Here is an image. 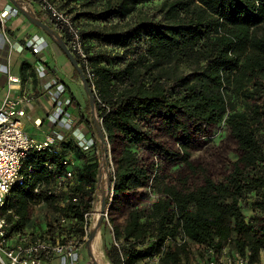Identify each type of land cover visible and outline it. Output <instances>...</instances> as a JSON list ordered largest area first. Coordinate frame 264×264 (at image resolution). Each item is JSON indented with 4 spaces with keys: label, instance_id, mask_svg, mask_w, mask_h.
<instances>
[{
    "label": "trees",
    "instance_id": "1",
    "mask_svg": "<svg viewBox=\"0 0 264 264\" xmlns=\"http://www.w3.org/2000/svg\"><path fill=\"white\" fill-rule=\"evenodd\" d=\"M52 1L78 25L94 74L88 77L64 27L47 18L85 74L103 130L112 193L101 237L109 264H188L224 246L259 261L264 0ZM86 108L75 123L93 143L84 149L71 135L32 152L24 185L13 187L1 210L10 231L24 234L33 224L27 236L85 244L102 150L88 99ZM218 126L224 142L216 145L209 141ZM67 156L72 177L59 185ZM38 205L48 214L41 227L32 215Z\"/></svg>",
    "mask_w": 264,
    "mask_h": 264
},
{
    "label": "built area",
    "instance_id": "2",
    "mask_svg": "<svg viewBox=\"0 0 264 264\" xmlns=\"http://www.w3.org/2000/svg\"><path fill=\"white\" fill-rule=\"evenodd\" d=\"M45 9L48 19L64 27L69 36L71 50L79 57L85 65L88 77L92 79L94 74L91 72L84 43L80 34V29L71 15L64 9L59 8L52 0H34ZM7 11L0 12V22H4ZM32 53L40 52L38 42H31ZM13 79H17L16 77ZM65 92L63 85L58 87V93ZM54 115L59 117L62 122H66L69 114L64 110L65 106H70L73 102L67 97L62 104L56 97ZM29 102L26 95L11 98L9 94L3 98L0 104V264H41L40 256L42 253H57L69 256L70 251L79 243L78 240H67L60 242L52 241L45 236H27L20 232L10 231V225L1 210L13 187L24 185L25 179L22 174L24 163L31 158L32 152L46 150L56 140L63 139L62 136H47L43 140H38L30 136L23 128L21 117L24 116V103ZM79 144L87 149L92 143V139L83 137L77 138ZM55 152V151H54ZM62 164L66 167L63 175L57 179L60 185L65 179L72 177L71 166L74 164L70 156L63 158ZM39 185L34 187L37 192ZM76 201V197L71 198ZM88 214H85V219ZM63 222L64 219L62 218ZM28 238V239H26ZM164 248V247H163ZM162 248V249H163ZM209 254V255H208ZM160 253L150 257L151 262H157ZM188 264H264V254L257 262H250L247 255H242L237 251L230 250L228 246L220 250H209L205 257L191 260Z\"/></svg>",
    "mask_w": 264,
    "mask_h": 264
},
{
    "label": "crops",
    "instance_id": "3",
    "mask_svg": "<svg viewBox=\"0 0 264 264\" xmlns=\"http://www.w3.org/2000/svg\"><path fill=\"white\" fill-rule=\"evenodd\" d=\"M35 3L31 5L34 12L41 13L40 19L46 22L48 17L45 9L38 2ZM1 11H7V14L4 22H0V104L6 94L11 98L26 95L29 102L22 106L25 112L21 117L23 128L38 140L51 135H60L62 138L72 135L76 139H89L90 135L84 124H76L77 120H73L74 103L64 107L69 114L66 122L54 115L53 97L62 102L63 106V101L68 97L66 90L58 93V87L65 83L70 89L67 77L62 72L63 64L65 66L68 63L67 57L50 37L21 13L13 0H0ZM33 41L40 45L38 54L31 51L30 44ZM60 56H63L64 63L59 59ZM15 77L16 80L13 79ZM77 108L83 113V106L79 105ZM42 208L43 205L35 206L32 215L45 218L46 212ZM25 232L29 233L27 230ZM79 255V248H73L68 257L66 253H42L40 260L41 264H87L82 257L78 259Z\"/></svg>",
    "mask_w": 264,
    "mask_h": 264
},
{
    "label": "water",
    "instance_id": "4",
    "mask_svg": "<svg viewBox=\"0 0 264 264\" xmlns=\"http://www.w3.org/2000/svg\"><path fill=\"white\" fill-rule=\"evenodd\" d=\"M16 7L21 11L22 14L25 15V17L37 28H39L42 32H44L48 37H50L54 43L60 48V50L65 54V56L68 59V63L70 64L71 68H74L77 73L79 74V79L81 81L82 88L84 92L87 95L89 106H90V117L94 123L97 137L99 139V142L101 144V159H100V169L98 174V194H100V205H99V216L97 219L92 223L90 230L88 232V237L85 241L86 249L88 256L90 258V264H100L94 257L93 251L91 250L90 243L96 236L98 232H100L102 227V221L104 217L106 216V213L109 209L110 203L107 204L108 197L111 198L109 195L112 193V187L109 180V168H108V159L106 154V147H105V139L103 136V130L101 127V124L97 118L96 109H95V99L92 93V90L90 89L89 83L86 79L85 74L83 73L80 65L78 64L77 59L71 52V50L68 48V46L65 44V42L61 39L59 34L52 28L50 25L44 21H42L34 12L33 7L31 4L26 2L25 0H13ZM22 4H25L24 7ZM106 165V172L105 167ZM106 174L107 177V186L104 190V184H103V174ZM111 191V193H110Z\"/></svg>",
    "mask_w": 264,
    "mask_h": 264
},
{
    "label": "rangeland",
    "instance_id": "5",
    "mask_svg": "<svg viewBox=\"0 0 264 264\" xmlns=\"http://www.w3.org/2000/svg\"><path fill=\"white\" fill-rule=\"evenodd\" d=\"M34 4H36V3H34ZM59 59H61L63 61V63H64L65 60L63 59V56H60ZM62 72L67 77V80H68L67 82H68L69 87H70L71 91L73 92L77 102L79 103L80 106L84 107L83 113H84V115H86L87 114V110H88L86 108V104H87V99L88 98H87V95H86V93L84 92V90L82 88L81 81L79 79H77L72 74V68H71L70 64L67 63V62L65 63V66L63 64ZM69 81H70V83H69ZM78 109L79 108H77V106L75 105V107H74L75 112H74V116H73L74 117L73 118L74 121H76L78 119V114H79ZM90 119H91V117H90ZM223 131H224L223 127H221V126L219 127L218 126V128L216 129L215 135L212 137V139H210L211 141H209V142H211L212 144L216 142V145L219 144L221 141L224 142V138L220 141V139L222 137L220 135H223ZM224 147L226 148V153L232 155L230 153L231 152V150H230L231 146H230L228 140L225 141V146ZM213 160L215 161V163H217L216 158H213ZM108 162H110V158L108 159ZM104 167H105V172H106V165H104ZM108 168H109V164H108ZM102 180H103L104 190H105L106 186H107V177H106L105 173L103 174V179ZM110 193H111V191H110ZM99 205H100V194H98V200H97V202H96V204L94 206L93 212L91 214V225L94 222V215L93 214H94L95 208L97 206L99 207ZM36 217H37V219H36L37 225L39 227L44 226V218L42 216H39V217L36 216ZM45 218H46V216H45ZM105 218H106V216H105ZM33 219H35V216H33ZM32 228H33V224L32 225L28 224V229L27 230H30ZM33 229H35V228H33ZM98 234H99V237H100L99 238V249H100L99 252H102L103 256H101V258L100 257H95V256L94 257L96 258V260L100 264H109V262L107 261V259L105 257L103 248H102V237H101V235H102V227H101L100 232H98ZM77 248H79V251H80V255H79L80 257H78V259L80 260L81 257H82V259L85 260V262L87 264H90V262H89L90 258H89L88 253H87L86 245L82 244L81 246H78Z\"/></svg>",
    "mask_w": 264,
    "mask_h": 264
},
{
    "label": "bare ground",
    "instance_id": "6",
    "mask_svg": "<svg viewBox=\"0 0 264 264\" xmlns=\"http://www.w3.org/2000/svg\"><path fill=\"white\" fill-rule=\"evenodd\" d=\"M24 7L26 6L25 4H22ZM94 221L97 219V217L99 216V207L97 206L95 208V211H94ZM99 234L97 233L96 236L94 237V239L91 241L90 243V247L93 251V254L95 257H100L103 256L102 252H99L100 249H99Z\"/></svg>",
    "mask_w": 264,
    "mask_h": 264
}]
</instances>
